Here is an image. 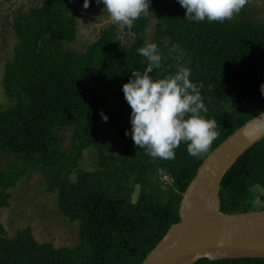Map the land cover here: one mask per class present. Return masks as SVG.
Returning <instances> with one entry per match:
<instances>
[{
    "label": "trees",
    "instance_id": "1",
    "mask_svg": "<svg viewBox=\"0 0 264 264\" xmlns=\"http://www.w3.org/2000/svg\"><path fill=\"white\" fill-rule=\"evenodd\" d=\"M95 3L91 0L84 9L83 0H45L14 19L18 41L3 75L13 103L0 107V153L16 162L0 171V216L10 206L17 183L40 172L46 191L57 194L61 214L78 223L79 242L74 247L41 243L31 227L10 237L0 220V264H142L180 222L183 193L204 160L264 112L263 23L247 18L193 22L185 19L177 0H149L156 19L150 41L151 17L143 14L126 27L133 34L132 45L119 44L117 26L110 24L78 53L71 47L77 39V17L85 18ZM146 43H156L164 57L162 67L152 73L154 79L185 66L191 68L190 79L203 84L208 111L201 115L216 119L219 132L206 154L192 157L181 142L174 159L152 158L125 135L131 130V108L122 85L132 71L146 67L137 52ZM173 45L179 53L170 51ZM65 130L71 134L67 149L60 144ZM89 148L98 158L93 171L80 168ZM258 188L264 190V139L224 177L222 211L264 210L256 205ZM259 197L264 200V195ZM195 264H264V258L202 259Z\"/></svg>",
    "mask_w": 264,
    "mask_h": 264
},
{
    "label": "clouds",
    "instance_id": "2",
    "mask_svg": "<svg viewBox=\"0 0 264 264\" xmlns=\"http://www.w3.org/2000/svg\"><path fill=\"white\" fill-rule=\"evenodd\" d=\"M91 0H83V8ZM104 5L112 21L131 28L134 22L147 13L149 0H96ZM185 9V19L193 22H224L238 14L247 0H177ZM171 52L179 53V46L173 45ZM146 60L143 70L132 71L122 92L131 108V136L137 148H144L152 158L171 160L181 142L186 143L192 157H200L209 151L218 137L216 119H208L201 113L208 109L201 94L203 84L194 83L190 77L191 68L178 66L174 75L154 79V69L162 67V56L156 43H146L137 49ZM179 59V56L177 57ZM264 95V84L260 86ZM103 121L109 117L101 111ZM258 125L264 126V112L256 117Z\"/></svg>",
    "mask_w": 264,
    "mask_h": 264
},
{
    "label": "water",
    "instance_id": "3",
    "mask_svg": "<svg viewBox=\"0 0 264 264\" xmlns=\"http://www.w3.org/2000/svg\"><path fill=\"white\" fill-rule=\"evenodd\" d=\"M256 117L204 160L183 193L180 222L171 226L142 264L264 258V210L227 214L221 207L224 177L247 150L264 139V126L257 124Z\"/></svg>",
    "mask_w": 264,
    "mask_h": 264
},
{
    "label": "rangeland",
    "instance_id": "4",
    "mask_svg": "<svg viewBox=\"0 0 264 264\" xmlns=\"http://www.w3.org/2000/svg\"><path fill=\"white\" fill-rule=\"evenodd\" d=\"M44 1L0 0V107H6L13 103L7 97L3 87V75L5 65L13 57L18 41L13 28L14 19L19 12L27 13L31 9L41 6ZM78 7L79 5L73 8ZM243 13L246 16H243ZM145 14L151 17L148 27L150 41L155 31L156 19L150 9ZM242 18L264 24V0H247L241 11L228 20L238 21ZM77 19V39L71 47L78 53L83 52L89 43L95 40L101 31L110 24L117 26V42L119 44L129 46L133 43V34L126 29V26L112 21L102 3L96 2L85 18L77 17ZM70 136V130L61 132L60 144L65 149L70 145ZM114 149L119 151V141L114 145ZM15 162L16 159L12 155L0 153V171L8 170ZM80 168L85 171H93L98 168V158L94 148H89L84 152ZM136 188L134 200L137 199L139 192V187ZM258 189L260 195H264V190ZM259 196L256 205L259 208L264 207V200ZM57 202V194L46 191L43 175L40 172H32L21 179L12 190L10 206L2 209L0 220L10 237H14L19 229L31 227L34 236L41 243H51L55 247H74L79 242V225L77 222H70L64 218Z\"/></svg>",
    "mask_w": 264,
    "mask_h": 264
}]
</instances>
